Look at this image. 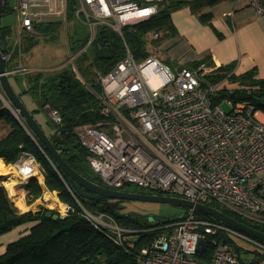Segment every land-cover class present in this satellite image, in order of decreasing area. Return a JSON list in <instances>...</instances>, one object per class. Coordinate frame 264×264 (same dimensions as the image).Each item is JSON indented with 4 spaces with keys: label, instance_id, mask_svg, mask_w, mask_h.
Wrapping results in <instances>:
<instances>
[{
    "label": "built area",
    "instance_id": "2783aa9c",
    "mask_svg": "<svg viewBox=\"0 0 264 264\" xmlns=\"http://www.w3.org/2000/svg\"><path fill=\"white\" fill-rule=\"evenodd\" d=\"M159 1L14 0L11 10L17 14L20 36L33 33L35 25L46 20L65 22L71 4L73 20L86 28L89 45L100 28L121 35L122 26L148 20ZM247 2L257 16H264V0ZM161 34V30L153 32L150 38ZM1 60L6 62L8 55L1 52ZM214 70L202 64L172 71L154 56L138 62L125 50L124 57L99 79L101 112L113 119L78 125L74 133L89 152L88 165L104 187L134 185L150 194L193 203L216 202L264 227V113L256 114L254 101L230 96L240 90L251 95L256 87L228 78L209 83L205 76ZM219 92L227 95L212 102ZM225 100L228 111L220 106ZM49 117L60 123L57 111L50 109ZM13 165L21 181L41 172L27 152ZM34 167L37 171L31 174ZM60 209L58 216L63 218L71 207ZM81 216L119 244L123 233L131 231L105 213ZM155 227L160 233L133 254L136 264H264V255L241 260L233 235L249 239L261 251L264 243L218 220L197 217L193 208ZM200 241L205 244L199 253Z\"/></svg>",
    "mask_w": 264,
    "mask_h": 264
},
{
    "label": "trees",
    "instance_id": "16d2710c",
    "mask_svg": "<svg viewBox=\"0 0 264 264\" xmlns=\"http://www.w3.org/2000/svg\"><path fill=\"white\" fill-rule=\"evenodd\" d=\"M4 1L6 4L7 0ZM220 1L222 0H160L157 2V12L148 20L133 26L122 27V38L113 31L100 28L89 45H87V33L75 37L72 46L68 42L69 52H78L74 65L75 69L65 65L51 71L37 70L34 73L21 71L11 75L13 76V84L20 87L16 91L20 99L21 95L25 94H29L33 98L35 108L30 111L32 114L44 112L45 108H50L59 113L61 118L59 124H54L50 118L44 120L47 127L46 132H44L55 147L61 146L59 153L71 168L85 178L97 183L98 179L87 162L89 152L77 140L74 128L85 123H97L105 119H112L111 117L106 118L101 112L99 79L123 58L124 45L126 44L132 52L135 60L142 61L151 54L149 49L146 50L145 34L156 30L170 32L172 25L169 22V16L173 10L183 6L200 10ZM73 9L70 4L66 20L68 18L73 20ZM51 20L35 25L33 33L22 34L18 49L12 50L10 47H1V52L12 55L27 51L37 40L35 35L39 33L51 34L61 25L59 21ZM8 34L9 27L0 24V40ZM149 39L151 44H154V40H157L156 38ZM153 44L151 47H153ZM100 46L108 47L109 59L97 58L95 50ZM6 62H4V67ZM205 63H207V57L187 68H196ZM76 71L83 81L78 79ZM224 78H228L230 81H238L245 86H255L256 88H254L255 90L252 91L251 95H246L240 90L230 94V96L237 100L249 99L254 101L258 107H264V104L257 100L258 98H264V79L256 78L252 73L236 75L232 72L231 66H220L205 76V80L209 83H217ZM13 84L11 83L12 86H14ZM226 95L224 92H219L212 99V102L218 103ZM0 121H5L9 125L7 134L0 139V159L4 164L15 163L22 152L30 153L46 171L48 175L45 179L46 185L50 188L51 184H54L63 202L68 203L71 207V211L66 216L56 219L51 217L54 214L53 212L43 207H40L39 211L35 213L31 210L18 213L11 208L4 188L0 187V235L21 224L30 223L24 234L6 245L4 252L0 254V264H136L133 254L138 252L140 248L147 246L160 233L158 227L150 224L149 221H143V223L134 216L117 214L112 207L106 206L100 200L92 202L89 199L77 196L68 177L62 174L63 172L57 167L44 146L33 139L35 137L33 132L30 131L28 126L24 128L15 119L12 112L3 106L1 101ZM57 171L62 178L67 179L65 185ZM124 187H122V190L140 192L138 189L127 190ZM24 188L27 191V204H30L42 193V187L34 177L29 178L24 183ZM74 197L78 198L85 209L94 205L95 211L110 215L114 222L123 229L138 231L136 239L133 241L124 240L122 236L121 244H119L113 237H109L100 229L95 228L92 223L83 222L81 213L74 202ZM205 204L247 226L264 232V227L241 218L233 212L225 211L224 208L219 206V203L205 202ZM47 213H51L50 216ZM195 214L200 218L215 220L199 211H195ZM155 219L160 221V226L171 221ZM200 257H204V254ZM239 257L244 260L242 256L239 255ZM253 257H256V255H253Z\"/></svg>",
    "mask_w": 264,
    "mask_h": 264
},
{
    "label": "crops",
    "instance_id": "0c3cea01",
    "mask_svg": "<svg viewBox=\"0 0 264 264\" xmlns=\"http://www.w3.org/2000/svg\"><path fill=\"white\" fill-rule=\"evenodd\" d=\"M183 7L170 13L169 22L172 25L170 32L165 33L163 40L160 37V40L157 39L153 44L156 50L160 48L165 50V57L160 58L153 49L149 56H154L172 71L187 68L207 57V63L203 65L208 66L209 69L231 66L232 72L236 75L252 73L254 77L264 79V16H257L247 0H222L200 10H194L188 6ZM19 40L20 38L17 42L12 41L11 46L7 44L5 47H10L12 50L18 49ZM11 69L27 72V69L31 68L23 69L17 65ZM15 87V91L20 88L18 85ZM26 98V94L21 95L23 104L29 111H32L35 104H32L29 98L31 106L27 107L24 102ZM41 113L47 114L49 119V112L46 111L33 114L40 125L38 116L41 117L43 115ZM41 127L46 132L42 125ZM7 130L8 127L2 132L6 133ZM13 185L17 183L14 182ZM23 191L26 193L24 188ZM14 193L17 195L16 191ZM22 201L25 211L33 205V203L26 204L23 198ZM29 226L30 223H24L1 234L0 254L4 252L9 242L24 234Z\"/></svg>",
    "mask_w": 264,
    "mask_h": 264
},
{
    "label": "rangeland",
    "instance_id": "374dc122",
    "mask_svg": "<svg viewBox=\"0 0 264 264\" xmlns=\"http://www.w3.org/2000/svg\"><path fill=\"white\" fill-rule=\"evenodd\" d=\"M13 2H14V0H7V3L5 4L4 10H3L2 15L0 17V24L3 26L9 27V34L6 36V40H4V39L0 40V45L3 48H6L5 46H7V44L11 46L12 41L17 42V39H19L21 36H23L22 34H24L23 32L20 34V36L18 34V31H19L18 17H17V14L11 10V6H12ZM54 20L59 21L61 23V25H59L51 34L44 35V34L39 33V34L35 35L37 37L36 38L37 40L32 44V46L27 51L21 52V53H19V55H8V60L6 62L5 68L11 69L12 67H17V65H18L19 67H21L23 69L24 68H26V69L31 68V69H27V72H30V73H34V71H37V70H40V71L49 70V71H51L54 69H59L60 67L65 66V65L71 66L73 69H75L74 65H75V61H76L78 52H76L74 55H73V53H69V48H68L67 43L69 42L70 46H72V43L75 40V37H79V36L84 35L85 33H87V30L85 29V27L81 23L77 22L76 20H71L69 18L67 20H65V22H63L64 20H62L60 18H54ZM141 22H143V21L136 22V23L129 24V25H125V26H133V25H136V24L141 23ZM122 27H124V26H122ZM122 27L120 28V30L122 29ZM108 30L115 32L118 36H120L122 38V31H121V35H120L115 30H112V29H108ZM157 31H160V30L151 31V32L149 31L145 34L144 39L146 40V50L149 49V51L151 53L152 49H153V51L154 52L156 51L158 53V56L163 59L165 57V53H166L165 50L163 48L156 50V48L154 46L151 47L153 43L151 44V41L149 39L151 34L153 32H157ZM165 33L166 32L162 31L161 38L162 37L164 38ZM28 36H30V35H28ZM163 38H162V40H163ZM155 41L156 40H154V43H155ZM125 50H128L132 54V52L128 49L126 44H125ZM176 53L178 54V50H176ZM70 55H73L72 59H71V57H69ZM124 55H125V53H124ZM147 57H149V56H147ZM138 62H140V61H138ZM53 67H55V68H53ZM33 68H37V69H33ZM76 74H77L78 79L80 81H83L81 79L80 75L77 73V71H76ZM9 77H10L9 79H10L11 83L13 84V82H14L13 76L11 77V75H10ZM13 85L15 86V84H13ZM26 95H27V98L24 99V102L26 103L27 107L31 106V102H29V98H30V100H32V104H35L33 98L29 94H26ZM0 101L3 104V106L8 107L11 111H13V113H15L18 116L19 119H21V116L18 115L17 110L14 108V106L11 105V103L5 97L1 88H0ZM220 106L226 111H228L230 109L229 106L227 105L226 100L223 101L220 104ZM124 113H126V111H124V110H122V112H120V114L123 116H124ZM263 113H264V107H257L256 114L259 115V114H263ZM41 114H43V115H41V117L38 116V121L41 123V125L44 127V129H47V127L44 123V120L48 118V115L45 113H41ZM118 116L119 115L117 114L116 117H118ZM110 117L111 116H109V118ZM111 118L113 119V117H111ZM108 120H111V119H108ZM6 127H8V130H9L8 123L5 121H0V139L2 137H4L8 132V130L6 133L2 132L4 129H6ZM22 153H25V152H22ZM20 156H21V153H20L19 157L17 158L16 162L19 160ZM13 164H11L12 166H10L7 169V174H4V173L0 174V187L4 188V190L6 192V196L8 198V201L11 205V208H13L17 212V210L14 207V202L16 200H18L17 198L22 197L24 202L27 204V191L25 190L26 193H24L23 188H24V183L29 178L27 180L21 181V178H19V175H18L17 171L15 170ZM38 164L40 166L39 170L41 172H39L37 174L38 176L34 177V178H36L37 182L41 185L42 193L39 197H37L35 200H33L31 202V204L33 203L32 207L30 209H27L26 211L31 210L32 212L35 213V212L39 211L40 207H43V208L47 209L48 211L59 215V213H61L60 207L59 206L57 207L56 205H51L50 202H52V201L49 202L47 200V198L49 197V199H50V198H57L58 197V199L63 203V205L69 206V204L63 202V200L60 196V193H59L58 189L54 186V184H51L50 188L46 185L45 179H47V178H45V176L47 175V173L43 169V167L40 165L39 161H38ZM0 165H2L3 167H6V166L8 167L10 164H4V162H3ZM58 175H59L61 181L63 182V184L65 185L67 183L66 182L67 179L62 178V176L59 172H58ZM48 180H49V178H48ZM6 181H8L9 183L11 182L12 184H14V182L17 183V185H12L13 190L17 192V195H15V196L11 195V193L8 189L10 187H8V185H6ZM98 183H99V185H101V182L99 180H97V184ZM124 188H126L127 190L128 189L129 190H137L138 189V191H140V192H150L147 189L138 188V187L136 188V186H134V185H128V186H125ZM117 190H120V189H117ZM23 193H24V197H23ZM73 199H74V202H75L76 206L78 207L81 214H86V212H88L90 214H96V213L100 212V211L94 210L95 209L94 205L88 206V208L85 209L84 205L78 200V198L74 197ZM219 206L224 208V210L228 211L229 213L232 212L231 209H229L227 206H225L223 204H219ZM116 207H121L120 209H117L115 207L112 208L114 211L117 212V214L119 213L121 215L129 216V217L134 216L137 218V220H139L141 222L149 221V218H153L154 220H156L155 218L173 220V219L178 218L180 215H182L186 210L182 207L173 206V205H170L167 203L146 202V201L127 200V199L121 200L120 205L116 204ZM26 211H24V212H26ZM69 211H71V210H69ZM18 213H20V212H18ZM101 213H104V212H101ZM49 214H51V213H49ZM135 232L130 231V232L123 233V239L129 240V241L135 240L137 237V233H135ZM231 238H232V235H231ZM229 240H232V239H229ZM233 241H234L233 245H234L235 252L237 253L238 256L240 255L244 259L254 260V259L259 258L262 255H264V251H261L260 248L256 244L251 242L249 239H245L239 235H233ZM259 253H260V255H259ZM253 255L254 256L256 255V257H253Z\"/></svg>",
    "mask_w": 264,
    "mask_h": 264
},
{
    "label": "water",
    "instance_id": "95a60500",
    "mask_svg": "<svg viewBox=\"0 0 264 264\" xmlns=\"http://www.w3.org/2000/svg\"><path fill=\"white\" fill-rule=\"evenodd\" d=\"M5 5L4 0H0V17ZM95 55L99 59H109L110 52L107 46H100L95 50ZM10 70H6L4 67V62L1 60V45H0V88L3 91L5 97L11 103L12 106L17 110L18 115L21 116V119L13 113L8 108L12 114L14 115L15 119L25 128L28 126L31 132H33L34 136L33 139L39 141L46 151L49 153L50 157L53 159L55 164L60 168L65 176L68 177L72 188L74 189L77 196L81 198H86L91 200L92 202L96 200H103L101 201L108 207H115L120 209L121 207H116V202H107L105 199H115V200H138V201H146V202H157V203H167L173 206L182 207L184 209L193 208L195 211L202 212L210 217L218 220L234 229L248 235L249 237L256 239L258 241L264 242V232L256 230L250 226H247L234 218L230 217L229 215L207 206L206 204H199L193 203L191 201L177 198L173 196H166V195H158V194H150V193H141V192H128L122 191L117 189L106 188L101 186L81 174L77 173L73 168H71L68 163L61 157L59 153V149L61 146L55 147L52 142L50 141L47 134L42 129L41 125L37 122L33 114L26 108L23 104L22 100L20 99L19 95L14 90L13 86L10 83L9 75ZM259 102L264 104V98H258ZM46 112L50 111V108H45ZM50 216V214L47 213ZM53 219L58 218L57 214H53L51 216ZM81 220L85 223H88L89 220L85 216H81ZM149 223L152 225H159V220H154L153 218H149ZM204 241L199 242V246L197 251L200 253L202 248L204 247Z\"/></svg>",
    "mask_w": 264,
    "mask_h": 264
},
{
    "label": "bare ground",
    "instance_id": "6f19581e",
    "mask_svg": "<svg viewBox=\"0 0 264 264\" xmlns=\"http://www.w3.org/2000/svg\"><path fill=\"white\" fill-rule=\"evenodd\" d=\"M33 156V155H32ZM34 157V156H33ZM35 158V157H34ZM36 159V158H35ZM0 164H1V160H0ZM10 166H6V167H3L2 165H0V174L1 173H4V174H7V169L9 168ZM34 171L32 170L31 171V174H33L34 172H36L37 171V168L36 167H34ZM6 185H8V187H10V193H11V195H13V196H15L16 194L14 193V190H13V187H12V183L10 182H8V181H6ZM18 200H16L15 202H14V207H15V209L17 210V212H24L25 211V205L23 204V201H22V198H17ZM51 199V200H50ZM49 199V197L47 198V200L50 202V201H52V202H50L51 203V205H56V206H59L60 208H62V203L59 201V199H58V197L57 198H50Z\"/></svg>",
    "mask_w": 264,
    "mask_h": 264
},
{
    "label": "flooded vegetation",
    "instance_id": "af4514ba",
    "mask_svg": "<svg viewBox=\"0 0 264 264\" xmlns=\"http://www.w3.org/2000/svg\"><path fill=\"white\" fill-rule=\"evenodd\" d=\"M122 191H125V190L123 189ZM100 201H103V200H100ZM105 201H107V202H113V201H115L119 205H120V202H121V200H115V199H105Z\"/></svg>",
    "mask_w": 264,
    "mask_h": 264
}]
</instances>
